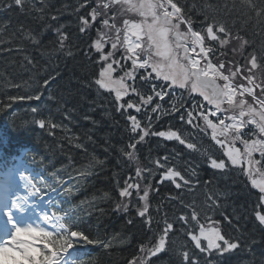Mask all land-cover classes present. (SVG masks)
<instances>
[{
	"label": "trees",
	"instance_id": "1",
	"mask_svg": "<svg viewBox=\"0 0 264 264\" xmlns=\"http://www.w3.org/2000/svg\"><path fill=\"white\" fill-rule=\"evenodd\" d=\"M174 2L193 22L200 16L223 24L228 32L239 31L249 50L258 59L264 56V13L257 17L252 9L241 8V0ZM8 3L0 0V139L27 144L34 173H43L55 184L69 181L63 195L65 223L99 241L77 243L85 249L77 264H131L140 256L146 264H183L184 251L196 264H216L213 256L195 248L188 234L199 231L191 220L193 211L200 225L216 222L223 235L239 242L240 247L220 264H264V226L256 219L257 212L264 213L262 194L244 170L230 165L222 148L191 129L184 116L176 118L170 92L160 99L151 85L137 77L130 86L145 97L152 95L153 100L143 105L129 88L126 101L142 108L135 115L118 107L113 92L95 84L102 67L92 48L95 32L93 28L81 31V17L90 21L92 0H25L23 8L8 7ZM252 3L256 11L264 9V0ZM60 34L67 37L63 46ZM37 94L40 100L28 99ZM157 104L160 107L153 111ZM129 115L150 132L136 144L132 163L125 153L140 133L130 131ZM40 119L46 122L44 129L38 127ZM161 131L176 132L185 143L151 135ZM188 143L196 148H188ZM210 159L223 160L225 169L211 167ZM156 160L165 168L157 167ZM137 165L143 170L144 183L152 187L150 224L133 210L117 212L119 191L135 176ZM167 168L180 172L189 183L185 185L179 177L180 188L170 180L161 183ZM180 216L188 217V223ZM165 221L173 224L165 250L145 258Z\"/></svg>",
	"mask_w": 264,
	"mask_h": 264
},
{
	"label": "snow or ice",
	"instance_id": "2",
	"mask_svg": "<svg viewBox=\"0 0 264 264\" xmlns=\"http://www.w3.org/2000/svg\"><path fill=\"white\" fill-rule=\"evenodd\" d=\"M25 0H9L8 7L13 5L23 8ZM119 6V14H123L125 11L136 12L143 19L139 22L130 21L125 19L123 21L124 28L127 30V33L131 36H135L136 40L128 43V46L125 50V54L122 58L125 60H132L131 70L125 71L124 76L118 81L112 80V73L115 71L113 64L119 65V60H112L106 64V67L102 65L101 70L99 71L98 78L95 80V84L98 85L101 89L105 91L112 92L115 91V100L120 101L124 95L128 93L129 88L133 93H137L136 88L133 86L125 85L122 81L124 77L134 80L133 72L139 67L146 69L151 67L152 72L156 74L157 79H163L164 81H171V84L168 87L173 85H178L180 88L186 86V82L190 77H195V83L193 84V90L196 89V84L198 83L202 89L212 87L213 95L211 97L205 95L204 99L208 102L214 103L217 110L220 109L222 102H226L228 105L235 104V107L239 108V117L243 118L245 116L249 117L248 120H240L239 125L237 124V117H225L233 121L231 124H225L224 119H219V124L223 126V129L220 132V135H224V130L226 129H235L236 136L235 139H242L239 132L240 127L245 124H255L261 133H264V81L257 82V77L255 70L264 69V56L257 57L255 51L250 53L245 60V64L235 67L233 70L231 67L228 68L227 74H225V63L220 61L218 64H213L211 59H208L209 52H213L211 47H206L204 45V35L200 31H194L191 27V21L186 19L182 15V8L178 6L174 0H141L140 3H134L133 0H103L102 3L98 4L97 7H102L107 11L110 7ZM250 8L256 12V16L259 17L264 13V9L256 11V5L252 3V0H241V8ZM105 11V14H106ZM100 13H97L94 8L90 15L92 21H95L96 16ZM114 16L112 19L114 20ZM175 20V23L173 22ZM89 20L81 17V31H85L89 26ZM102 23L105 26L115 27V24L109 25V19H104ZM184 23L187 25V30L185 32H180V24ZM121 29H116L117 37L119 38V33ZM174 33L177 41L184 38L186 42L190 41V47L184 48V59L188 61L190 67L181 65V71L176 75L162 74L160 67L157 63H152V49L155 47L156 55L162 56L165 60L171 59L172 62H175V53L169 54V43L168 35L169 33ZM207 37L211 41H218L219 45L223 46L227 43V38L229 36L228 31L223 25H216L215 31L212 24H207L205 28ZM219 33H223V36H220ZM146 37L144 44H141L143 38ZM67 37L63 34H60V44L63 46L64 40ZM102 37L98 38L95 44L93 45L97 52L101 53V61H109L112 52L105 54L103 52V44L101 43ZM129 36H125V40H128ZM33 42L35 39H33ZM247 44V41H243L241 48ZM117 42L111 44L113 50L117 49ZM143 46L144 52L140 53L137 49H141ZM180 43H176L175 47L179 48ZM197 46L199 51L197 52ZM163 47L165 50L161 52L160 49ZM189 51L197 53L200 59L192 57L189 59ZM235 51V50H234ZM130 53V55H129ZM141 54L145 55L144 60H140ZM223 54V53H222ZM215 52H213V58H215ZM200 60H204L205 63L203 66L198 67ZM231 63V62H229ZM214 77L212 80L203 79L208 77L209 74ZM152 76V73H147L142 77V79L148 80ZM240 76L242 81L247 83H241L238 85H233L230 83L232 78ZM215 78L223 80L225 83L222 86L216 85ZM114 84H118L119 87L113 88ZM260 89V94L257 95L255 89ZM153 92L155 96L160 99L164 98V95L167 93L163 90L156 91L155 86H153ZM239 92L240 96L249 95L252 97L253 104H249L247 100L241 98L240 100H235L234 97ZM140 103L143 105H148L152 100L153 96L148 95L144 96L139 94ZM203 94V93H202ZM28 99L40 100V95L37 94L34 97H28ZM259 105V110L253 105ZM247 105V107H245ZM119 108L132 109L135 108L136 112L141 111V107L138 104H135L131 101H125L123 104L118 105ZM157 104L153 111H156L159 108ZM34 112L35 108L32 109ZM216 115L215 112L211 113ZM191 117V113H189ZM258 117V119H257ZM128 119L131 121L130 131L132 133H137L139 131L140 135L134 137V142L128 145L130 152L125 153L130 160L136 159L135 149L136 144L142 142L146 136L150 134L149 128L147 126L142 127L140 121L137 120L136 116L129 115ZM206 123L213 128L212 139L216 141L222 148L225 147L224 143L217 139L216 135V124H213L212 121L208 120L207 117H204ZM38 127L44 129L46 127V122L43 119L38 120ZM188 123H192V120L189 119ZM50 127H56L55 124H51ZM151 135H156L160 137H165L166 139L175 138L180 141L181 144H184L185 141L180 138L176 132H154ZM242 143L245 145V160L247 161L248 168L250 169L252 164H259L260 161H253L252 154L253 152L259 151L260 156L264 159V140L259 141H249L242 140ZM187 147L190 149H195L196 145L188 143ZM224 155L228 157L233 166L243 167V162L240 159V150L233 149L229 147ZM165 161L167 157L163 158ZM155 164L159 168H165V164L161 163L160 160H156ZM211 167L215 169H225L226 165L223 160L217 161L216 159H210ZM147 171L151 172L150 169ZM136 176L142 178V170L137 168ZM163 180L172 181L177 188L181 187V184L176 182V178L179 177L181 181L186 185L189 183L180 172L175 171L172 168H167L166 171L162 174ZM23 180L25 189L31 188L32 191L28 195L21 196L18 193L15 195V199L10 200L9 196L5 195L4 208L8 209L4 215L6 216V222L4 225V237L0 238V264H77V262L72 258V254L69 252L70 249H73L79 241H86L88 244H96L99 241L90 239L87 235L79 230L69 227L66 223L61 222L59 225L53 223L54 216L49 215L47 212L43 213L41 219L43 225L34 220L35 205L29 203V196H34L40 193L43 189L42 187H37L33 183V179L29 176L23 175L20 177ZM131 180V178H129ZM253 187H258L259 191L262 193L260 197L261 206L264 207V185L257 184L255 180L252 181ZM132 190H135L138 194L139 200H142L143 207L138 208V215L145 217L146 223H151V218L146 214L148 213L149 204H148V186L143 190V195L140 193V185L137 182H125V187H123L119 195L125 198H131ZM10 201V202H9ZM117 204V208H119ZM30 208L32 211H30ZM125 211H127V205L124 206ZM188 217L180 216L179 220L188 223ZM210 219V218H209ZM256 219L258 222L264 226V213L257 212ZM60 221L64 220V217H59ZM191 220H195L199 225V235L188 234L191 236V240L194 242L196 249H199L201 253H204L206 256H213L216 260V264H220V261L226 258L230 253L234 252L237 248L240 247L238 241H234L231 238L223 235L218 227L209 226L207 230L204 225H200L199 220H197V214L195 211L191 213ZM131 223V221H129ZM215 224L216 222H212ZM10 226V227H9ZM49 227L54 230H49ZM173 229V224L165 221V226L162 231V234L159 236L158 242L149 247L145 252V248L141 247V251L145 252V258L156 256L159 252L165 250L166 237ZM27 238V239H26ZM201 240L206 241L202 245ZM183 264H196V261L190 257L187 251L181 253ZM132 264H135V260L132 261Z\"/></svg>",
	"mask_w": 264,
	"mask_h": 264
},
{
	"label": "rangeland",
	"instance_id": "3",
	"mask_svg": "<svg viewBox=\"0 0 264 264\" xmlns=\"http://www.w3.org/2000/svg\"><path fill=\"white\" fill-rule=\"evenodd\" d=\"M96 2V5L99 4V0H95ZM134 3H140L141 0H133ZM99 8V7H98ZM103 17H106L107 19H109V25H112L113 23L115 24V27H110V26H105V29L103 31V35H101L102 39H101V43L103 44V52L105 54L109 53V52H112V56L110 58L109 61L105 62V67H106V64L108 62H111L112 60H115V54L118 52L117 49H121V52L123 53V51L125 52L127 46H128V43L131 42V41H135L136 40V37L135 36H131L130 34L127 33V30L124 28V24H123V21L125 19H129L130 21H134V22H139L141 21L143 18L140 17L138 15V13L136 12H128V11H125L122 15L119 14V6L117 7H111L110 10L105 14V12L103 13ZM138 15V17H137ZM115 17L114 20L112 19V17ZM133 18V19H130V18ZM116 29H121L120 33H119V38L116 37V39L114 41L111 40V42H117V49L113 50L111 48V46H108L110 44H112L110 41H108V39L110 38V35L111 34H114V35H117V32H116ZM128 35L129 36V39L128 40H125V36ZM198 47V46H197ZM199 48V47H198ZM235 50V51H234ZM241 52H242V48L239 47V46H236L234 45L232 47V53L234 55V57H232V53H231V56H223L221 58V61H224L225 63V74H227V69L228 68H232L233 70H235V67L237 66H241ZM101 54V53H100ZM226 58V59H225ZM231 62V63H229ZM205 63L204 60H200V64L199 66H203ZM243 63V62H242ZM245 64V63H244ZM114 65L116 64H113V68L115 69V71H113L112 73V80L113 81H117L116 79V68L114 67ZM117 67V65H116ZM139 67H137L138 69ZM177 69H173V67H170V68H167L166 69V72L165 74H169L171 73V75H176L177 74ZM255 73H256V77H257V82H261L263 81V77L261 76V74L259 73L258 69L255 70ZM218 79V78H217ZM125 85H126V82H127V78H124V80L122 81ZM195 82L191 79L190 82H189V79L187 80L186 82V86L185 87H188L190 86V89H191V92H194V93H198L197 92V88L195 90H193V84ZM230 83H232L233 85H238V84H241V83H247L246 81H242L241 80V77L240 76H237V77H234L232 78V80L230 81ZM119 87L118 84H114L113 85V88H117ZM184 87V88H185ZM256 93L257 95L260 94V89L259 88H256ZM203 96V95H202ZM247 97V95H244L243 97L240 96L239 92H237V95L234 97V101L235 100H240L241 98L245 99ZM248 101L250 102L249 104H253V101H252V97L250 96L248 98ZM247 101V102H248ZM214 106V108H216V105L212 104V107ZM254 106L257 108V110H259V105H255ZM245 107H247V105H245ZM217 109V108H216ZM239 111V108L235 107V104L233 105H228L226 102L224 103H221L220 105V109L218 110L219 113H221L220 117L221 118H225V117H232V116H236L237 117V124L239 125V121L242 119V120H248L249 117L245 116L243 118H240L238 115H236V112ZM217 114V113H216ZM218 115V114H217ZM258 119V117H257ZM224 123L227 125V124H231L233 123V121L229 118H225L224 119ZM248 124H245L244 126L240 127V129L246 127ZM253 125V124H252ZM255 126V125H254ZM256 127V126H255ZM257 128V127H256ZM223 129V126L220 125L219 126V130H222ZM230 129V128H229ZM229 129H226L224 130V136H223V139H226V140H229V143H230V146H227L226 147V150L231 147L233 149H237L238 147H236V144H232L233 143V140L234 138L231 137V135H227L228 134V130ZM258 129V128H257ZM227 136H228V139H227ZM259 140H264V133H261L258 129V132H257V137L255 138V141H259ZM245 152H246V149L244 147V149L242 150V152H240V159L242 160L243 162V165L246 166L247 170H248V174L249 176L251 177L252 181L255 180L257 182V184H260V185H264V177L261 176L260 174L263 173L262 171V168L260 166V163L259 164H252L251 168L249 169L248 168V164H247V161L245 160ZM257 155V157L255 156ZM252 159L253 161H256V160H259L261 159V156H260V153L259 151H256V152H253L252 154ZM13 185L18 183L16 186L18 188V190H15L14 189H9L7 190L5 187H0V192L2 195H0V198L2 199L1 200V203H5V194L8 193V192H12L11 195H9V198L10 200L12 199H15V195L18 193L19 195L21 196H24L22 191V188L19 184V179L18 178H14L13 180H11ZM137 181V180H136ZM14 187V186H13ZM258 188V187H257ZM20 189V190H19ZM142 189V187L140 186V190ZM10 202V201H9ZM4 210L3 212H6L8 209L4 208V206L2 207ZM6 219V217H5ZM41 223V222H40ZM49 229H51L49 227ZM207 230V228H206ZM201 243H206V241H203L201 240ZM132 264V263H131ZM135 264H140V263H135ZM142 264V263H141Z\"/></svg>",
	"mask_w": 264,
	"mask_h": 264
},
{
	"label": "water",
	"instance_id": "4",
	"mask_svg": "<svg viewBox=\"0 0 264 264\" xmlns=\"http://www.w3.org/2000/svg\"><path fill=\"white\" fill-rule=\"evenodd\" d=\"M205 89H208L210 91L211 96L213 95V88L212 87H208V88H205Z\"/></svg>",
	"mask_w": 264,
	"mask_h": 264
}]
</instances>
